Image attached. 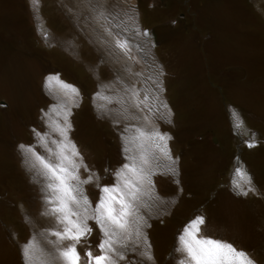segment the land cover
I'll return each mask as SVG.
<instances>
[{
  "label": "rangeland",
  "instance_id": "rangeland-1",
  "mask_svg": "<svg viewBox=\"0 0 264 264\" xmlns=\"http://www.w3.org/2000/svg\"><path fill=\"white\" fill-rule=\"evenodd\" d=\"M112 5L148 35L123 34L98 16ZM117 39H127L128 54ZM138 99L149 122L136 115ZM68 112L63 140L55 128ZM139 127L170 137V159L157 153L153 162L159 214L141 209L152 264H178V237L197 217L201 237L264 264V0H0V264H25L22 248L33 239V264H63L49 243L62 226L45 214L20 145L46 155L42 139L53 151V141L71 142L87 165L81 178L91 172L110 185L138 154L130 141ZM85 189L95 207L100 189ZM88 223L77 245L82 264L103 239ZM140 259L129 252L120 264Z\"/></svg>",
  "mask_w": 264,
  "mask_h": 264
},
{
  "label": "snow or ice",
  "instance_id": "snow-or-ice-1",
  "mask_svg": "<svg viewBox=\"0 0 264 264\" xmlns=\"http://www.w3.org/2000/svg\"><path fill=\"white\" fill-rule=\"evenodd\" d=\"M111 8L112 10L107 12L100 11L98 16L108 20L110 24L115 21L113 27L123 34L132 30L138 36L148 35L146 31H140L134 25L130 28L120 20L117 5H112ZM128 19L132 20L134 16H128ZM113 27H104V32L111 36ZM115 46L125 54L130 52L127 39L115 40ZM51 79L49 77V80ZM61 83L63 84L62 81ZM64 87L79 94V90L72 85L64 84ZM141 104L138 99L135 107L140 111L136 115L149 122L148 116L141 115ZM147 107L148 111L152 112L151 106ZM68 115L70 112L65 115L64 123L57 124L55 128L63 140H67L68 131L72 127ZM136 132L130 143L135 145L138 154L129 155V163L114 173L116 183L103 186L99 183L100 177L91 172L87 179L81 178L80 169L83 167L87 170V165L80 163L83 157L71 142L66 144L53 141L57 145L53 151L42 139L41 147L44 148L46 155L37 153L32 145H20L26 157V164L40 178L43 186L42 190L45 192L43 201L48 206L45 214L54 216L57 224L62 226V231L51 232V236L60 244L57 245L56 241L49 243L54 246L56 258L62 260L63 264H82L77 245L92 232L89 220L95 221L103 239L98 245L100 254L93 255L92 251H87L84 264H120L121 261H125L129 252L139 255L141 258L139 264H152L154 261V255L150 251L151 244L144 232L145 228L150 227L148 224L150 216L146 217L141 209H147L149 213L156 209L159 214L163 201L153 192L155 187L152 181L153 162L159 160L157 153H163L170 159L166 146V139L170 137H166L155 128L139 127ZM125 151L129 149L126 148ZM171 171L175 173V169ZM86 184H94L102 193L95 207L87 195ZM204 223V217H197L179 235L175 251L183 255L178 264H256L248 253L237 250L231 244L201 237L199 234ZM65 241L69 243L65 245L63 243ZM35 246V239L23 246L25 264H33ZM40 251L44 249L41 248ZM44 264H54V261H45Z\"/></svg>",
  "mask_w": 264,
  "mask_h": 264
},
{
  "label": "crops",
  "instance_id": "crops-1",
  "mask_svg": "<svg viewBox=\"0 0 264 264\" xmlns=\"http://www.w3.org/2000/svg\"><path fill=\"white\" fill-rule=\"evenodd\" d=\"M63 39H65V38H63ZM62 42L64 41V40H61ZM65 42V41H64ZM4 103H5V101H4Z\"/></svg>",
  "mask_w": 264,
  "mask_h": 264
}]
</instances>
